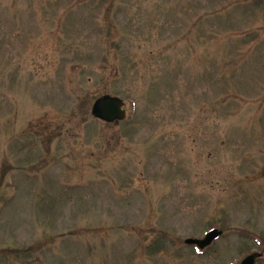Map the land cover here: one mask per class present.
<instances>
[{
    "label": "rangeland",
    "instance_id": "obj_1",
    "mask_svg": "<svg viewBox=\"0 0 264 264\" xmlns=\"http://www.w3.org/2000/svg\"><path fill=\"white\" fill-rule=\"evenodd\" d=\"M106 95L117 125L92 115ZM254 252L264 264V0H0V264Z\"/></svg>",
    "mask_w": 264,
    "mask_h": 264
},
{
    "label": "water",
    "instance_id": "obj_2",
    "mask_svg": "<svg viewBox=\"0 0 264 264\" xmlns=\"http://www.w3.org/2000/svg\"><path fill=\"white\" fill-rule=\"evenodd\" d=\"M123 101L118 97L104 96L97 99L92 107V114L94 117L102 119L106 122H116L125 118V111L123 110ZM222 235V231L218 229L211 230L203 240L188 239V244H198L204 248L210 245L214 240ZM257 254L253 253L247 256L241 264H255Z\"/></svg>",
    "mask_w": 264,
    "mask_h": 264
}]
</instances>
